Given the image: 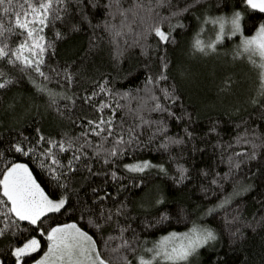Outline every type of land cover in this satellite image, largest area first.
<instances>
[{"label":"trees","instance_id":"trees-1","mask_svg":"<svg viewBox=\"0 0 264 264\" xmlns=\"http://www.w3.org/2000/svg\"><path fill=\"white\" fill-rule=\"evenodd\" d=\"M171 2L172 8L153 9L152 18L146 19L145 25L140 23L146 38L131 23V30L122 32L118 39L112 29L119 28L120 11L129 8L132 0H120L119 5L114 0H65L60 18L52 20L43 33L52 45L42 66L50 79L0 61V72L14 81L0 89V170L13 162L23 163L50 198L65 197L66 208L43 217L41 227L47 230L77 223L97 242L105 260L117 255L105 242L120 236L118 225L135 230L133 248L122 252L131 262L144 245L199 225L211 229L216 239L182 264H264V98L253 88L257 82L251 83L247 67L229 58V53H235L232 45L223 48L220 43L211 65L192 48L196 38L204 41V29L219 31V24L206 20H225L240 12L243 37L264 24V13L249 8L243 0ZM144 6H149V0H144ZM184 8L188 11L172 16L173 11ZM141 12L144 17L149 15ZM178 22L183 27H173ZM156 24L170 33L167 43L149 33V27ZM22 38L10 36L8 43L14 47ZM69 73L71 83L65 79ZM149 77L155 83L147 84ZM101 84L107 94L100 93ZM41 87L47 91L41 92ZM146 88L166 110L151 111L157 101L139 108ZM165 90L172 96L165 97ZM49 92L55 96L54 104ZM94 92L98 94L93 96ZM125 93L127 105L120 100ZM89 96L92 99L86 103ZM101 103L110 107L100 112ZM137 112L149 123L137 119ZM101 116L112 117L117 132L131 143L121 145L118 156L105 163L103 150L99 157L95 155L101 138L87 135L92 146L84 149L86 154L76 153L81 159L72 162L71 171L69 161L74 151L59 152L54 147L59 171L65 173L60 183L67 185L58 187L47 170L48 157L42 155L49 147L47 141L70 140L78 147L85 143L80 137L87 131V121ZM133 128L135 131L129 132ZM236 140L250 142L252 147L236 148ZM21 142L34 148L35 154L15 152L12 145ZM111 147V143H104V149ZM144 161L152 167L137 173L125 168ZM42 162L45 167H41ZM84 208L95 215L85 214ZM101 208L111 210L113 219L108 224L100 220L103 227L97 229L90 220L99 217ZM118 208L120 215H116ZM0 227H4L2 217ZM40 230L27 222H20L18 229L10 228L0 237V264H15L12 249L33 236L41 249L25 257L22 264L42 256L48 241ZM123 236L131 240L133 233L124 232ZM121 242L114 239L111 244Z\"/></svg>","mask_w":264,"mask_h":264},{"label":"snow or ice","instance_id":"snow-or-ice-1","mask_svg":"<svg viewBox=\"0 0 264 264\" xmlns=\"http://www.w3.org/2000/svg\"><path fill=\"white\" fill-rule=\"evenodd\" d=\"M119 5L120 0H114ZM194 3H198L199 0H193ZM249 8L259 10L264 13V0H243ZM65 0H0V61H6L9 65L18 68L21 72H35L39 77L44 80L50 79L48 75L42 70V66L45 64L44 56L48 48L52 45L45 40L43 35L44 29L48 27L52 20L60 18V11L63 10ZM156 4L159 7L167 5L172 8L171 0H156ZM7 5V6H5ZM59 6V7H58ZM139 11H145L149 15L147 17H140V22L145 23L146 19L152 18L153 9L151 7V0H149V6L145 8L144 0H132V5L120 11V15L124 16V22L122 27H127L131 30V23L128 22V15L131 14L135 22ZM119 11V9H118ZM188 11L187 8L173 11L172 16H178L183 12ZM159 13H156L158 16ZM7 18V20H5ZM219 24V31L216 34L214 40L209 43H205L199 38H196L193 42V48L195 51L207 54L208 51H215L216 46L225 39V23L230 25L228 31L232 35H243L241 29V14L235 12L227 21L224 18H216L214 20L205 23ZM173 27H183L179 22ZM149 33H154L159 38L160 42L167 43L170 38V33L165 32L159 26V24L149 27ZM59 33L57 36L59 37ZM121 31H115V36H121ZM142 38H146L144 33H140ZM10 36L23 37L20 39L14 47L8 43ZM199 33L197 34V37ZM247 55L251 63L261 69L260 71V91L259 95L264 98V24H260L255 33L251 36H243L240 45L236 53L237 57ZM258 58L260 63L257 64ZM164 67H167L165 64ZM55 71V70H54ZM59 74V73H58ZM166 77L161 76V79ZM65 79L71 83V74H66ZM35 83V81H32ZM12 79L6 78L4 72H0V89H5L9 85L13 84ZM155 80L149 77L147 84H153ZM41 92L47 91L46 88H39ZM100 93L107 94L108 90L104 84L99 85ZM98 93H93L97 95ZM51 103H55V96L53 93H48ZM165 97H171L172 94L165 90ZM128 94L125 93L124 97L127 98ZM92 96L86 98L85 102L91 101ZM144 104H147L148 100L157 101L151 111H164L163 105L158 102V98L152 95L150 90L146 92V98H141ZM110 107L107 103H101L98 111L103 112L105 108ZM115 112H113V116ZM136 118L142 120V123L147 124L149 121L143 120L138 112ZM123 131V129H121ZM135 129H130L129 132H134ZM92 135L101 138V143L97 145L99 149L95 155L100 156V150L106 153L104 162L108 163L111 157H116L121 152V145L125 143H131V140L125 141L124 136L117 132L116 126L113 123L112 117L105 119L101 116L98 120L87 121L86 133H81L80 138H85V143L78 147L70 140H61L59 142L49 140L47 141L49 147L46 148L42 155L48 157L50 163L47 164V170L53 179L57 182L58 187H67L66 184H61L60 181L65 177L64 172L59 171L60 161L56 158V153L53 152V148H58L59 152H65L73 150L74 155L72 160L69 161V171H71L70 165L73 161L81 159L80 155L76 153H84V149L91 147V142L87 141L86 136ZM45 138L40 137L43 141ZM111 143L112 147L104 149V143ZM180 143V141H176ZM67 144V147H66ZM12 149L15 152L28 156L30 153L35 154L34 148H26L22 142L13 144ZM3 154L0 153V156ZM239 155V154H238ZM45 162H42L41 167H45ZM152 167L149 162L144 161L138 164L125 165V168L129 172L137 173L143 172L145 169ZM163 170V169H161ZM181 171V178H183V169ZM113 179H116V172L111 173ZM215 183V181H214ZM95 192L96 190L93 189ZM103 200L104 197H100ZM67 199L60 197L59 199L50 198L34 178L33 173L29 170L28 166L23 163L13 162L5 169L0 170V217L3 218L4 227H0V237L5 236L10 228L18 229L20 222H27L29 225L40 228V235L44 236L48 243L47 251L35 264H132L130 260L125 257L122 252L132 249L133 244L137 240L135 236V230L130 226L119 227V237H109L105 242L106 247L110 248L112 253L117 255L113 256L110 260L102 258L101 253L97 250V242L93 239L88 232L83 231L78 227L77 223H66L51 227L50 229H43V217H46L49 213H60L66 208ZM123 206H121L122 208ZM121 208L116 210V215L121 214ZM85 214H91V209L84 208L82 210ZM14 218V219H13ZM113 219L111 210L107 212L101 208L100 215L96 220H90L93 227L100 229L103 227L99 223L103 220L105 224H108ZM132 231L133 238L131 240L123 236L124 232ZM114 239H120L122 242L117 246H112L111 241ZM216 239L215 233L211 229L206 228H192L189 232L184 234L171 233L168 236L161 238L156 242L153 248L147 249L148 252L153 253L151 259H145L139 257L137 264H153V261L163 260L164 264H182L187 261L189 256L193 255L198 248ZM179 241V243H176ZM41 249L40 241L33 236L30 239L24 241L20 246L12 249V256L15 257V264H22L25 257L31 256L33 253L38 252ZM134 250V249H133Z\"/></svg>","mask_w":264,"mask_h":264},{"label":"rangeland","instance_id":"rangeland-1","mask_svg":"<svg viewBox=\"0 0 264 264\" xmlns=\"http://www.w3.org/2000/svg\"><path fill=\"white\" fill-rule=\"evenodd\" d=\"M203 1V0H202ZM151 7H152V9H161V8H169L167 5H165V6H163V7H159V6H157V4H156V1L154 2V4H151ZM146 8V7H145ZM115 15L117 16V15H119L118 14V12L117 13H115ZM122 16V15H121ZM137 16H138V19H137V21H135V22H132V20H133V18H132V16H131V14L129 13L128 14V22H130V23H134L135 25V29H139L138 30V34H140L141 32H142V30H144L143 29V25H145V23H147V21L148 20H146L145 21V23L143 24V25H141L140 23V17H144V15L142 14V12L140 11H138V14H137ZM124 16L122 17V22H124ZM136 19V18H135ZM229 19V18H228ZM228 19H225V21H227ZM122 22H121V25L119 26V28L118 29H112L113 30V32H114V36H115V31H121V32H126V30L127 29H129V28H127V27H122ZM141 26V27H140ZM209 26H211V24L209 25ZM218 27V26H217ZM220 27V26H219ZM229 27H230V25H228L227 23H225V39L221 42V45L223 44V48H227V47H229L230 45H232V48H233V50H235V53L234 54H230L229 53V58L231 59V60H233V61H236V62H238L239 64H237V65H240L241 67H247V70L249 71V79L251 80V83H255V81L257 82L256 83V87H257V89H256V87H255V84L253 85V88H255V90L256 91H259L260 90V71H261V69L259 68V67H257V66H255V65H253L252 63H251V61H250V59H249V57L247 56V55H243V56H240V57H237L236 56V50H238V46L240 45V42H241V39L243 38L242 36H240L239 34V36H238V38H234V37H236L237 35H232L229 31H228V29H229ZM256 31V30H255ZM255 31L253 32V34L255 33ZM217 32L218 31H214V30H212V29H204V32H202L201 33V35H204V37H203V39H204V42L207 44V43H209V42H211L212 40H214L215 39V37H216V34H217ZM198 33V32H197ZM196 33V34H197ZM252 34V35H253ZM196 36V35H195ZM116 38L118 37V39L119 38H121L120 36H115ZM115 44H116V41H115ZM218 46H220V43L216 46V48L218 47ZM192 48H193V46H192ZM193 50H194V48H193ZM195 51V50H194ZM215 52H216V50L215 51H208L207 52V54H204V53H200V52H198V55H199V58H201V59H203L202 61H207V63L209 64V65H211L212 64V57H214L215 56ZM217 53H219V54H221L222 55V51H220V52H218L217 51ZM254 59H256V61H257V64H259L260 63V61H259V59L258 58H254ZM145 90V91H144ZM143 90V92H142V95H140V105H139V108H141V107H147L148 106V104H149V102H151L152 100H148L147 101V104H144L143 103V101H142V99L141 98H146V92L149 90V89H144ZM120 100H121V102L123 103V105L125 104V105H127L129 102V99L128 98H125L124 97V95H121L120 96ZM246 144L247 145H251L250 147H252V144L250 143V142H245V141H243V142H237V140L235 141V147L237 148V147H240V146H246ZM233 146V147H234ZM176 170V169H175ZM202 228L201 226H199V225H194V226H191L190 228H188V229H186V230H184L183 232H173V233H177L178 235L179 234H184V233H187V232H189L190 231V229H192V228ZM171 233H169V234H167V235H165V236H168V235H170ZM165 236H163V237H165ZM163 237H159L158 239H156L155 241H153L152 243H150V244H147V245H144V247H143V249L141 248V251L135 256V258L133 259V261H132V264H137V262H138V258L139 257H144L145 259H151L152 258V256H153V253H150V252H148L147 251V249H150V248H153L154 247V245L156 244V242L157 241H159L161 238H163ZM108 240V239H107ZM106 240V241H107ZM117 240V239H116ZM49 243V242H48ZM176 243H179V241H176ZM47 248H48V245H47ZM47 248H46V251H47ZM104 248V247H103ZM107 248V247H106ZM45 251V252H46ZM44 254V253H43ZM42 254V255H43ZM192 256L193 255H191V256H189V258L187 259V261H185V262H187V263H189V261H190V259L192 258ZM41 258V256L37 259V260H39ZM36 260V261H37ZM162 260V259H161ZM155 263H157V261H153V264H155ZM164 263V262H163ZM31 264H35V261L33 262V263H31Z\"/></svg>","mask_w":264,"mask_h":264},{"label":"crops","instance_id":"crops-1","mask_svg":"<svg viewBox=\"0 0 264 264\" xmlns=\"http://www.w3.org/2000/svg\"><path fill=\"white\" fill-rule=\"evenodd\" d=\"M44 253H45V252H44ZM43 255H44V254H43ZM43 255H42V256H43ZM42 256H41V257H42Z\"/></svg>","mask_w":264,"mask_h":264}]
</instances>
